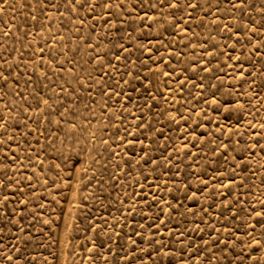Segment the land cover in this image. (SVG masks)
Segmentation results:
<instances>
[{"label": "rangeland", "instance_id": "obj_1", "mask_svg": "<svg viewBox=\"0 0 264 264\" xmlns=\"http://www.w3.org/2000/svg\"><path fill=\"white\" fill-rule=\"evenodd\" d=\"M262 23L264 0H0V264H264Z\"/></svg>", "mask_w": 264, "mask_h": 264}, {"label": "snow or ice", "instance_id": "obj_2", "mask_svg": "<svg viewBox=\"0 0 264 264\" xmlns=\"http://www.w3.org/2000/svg\"><path fill=\"white\" fill-rule=\"evenodd\" d=\"M242 2H246V0H242ZM80 7H84V5L81 4ZM259 27L260 28H264V23L260 24ZM254 35H255V33H254ZM256 51H260V49L257 48ZM61 67H63V65H61ZM262 151H264V149H262ZM150 162L151 161H146V163H150ZM200 191H202V189ZM187 198L188 197L186 195L185 196V199H187ZM261 208H262V210H264V205H262ZM253 211H256V209H253ZM257 223H264V217H262L260 220H258ZM252 231L255 232V228H253ZM252 239L255 241V246L253 247V251L254 252L255 251H260L262 248H264V232H261L260 238L253 237ZM193 247H195V245H193ZM199 251L200 250L197 249V251L194 252L192 254V256L198 255L199 254ZM149 255H151V254L149 253ZM249 258H251V257H249ZM189 259L191 260L192 257L190 256ZM130 264H134V261L130 262ZM230 264H231V262H230ZM240 264H244V262L243 261H240ZM255 264H260V260H256L255 261Z\"/></svg>", "mask_w": 264, "mask_h": 264}]
</instances>
